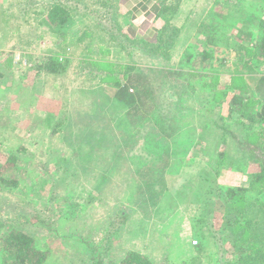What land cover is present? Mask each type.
I'll use <instances>...</instances> for the list:
<instances>
[{"label": "rangeland", "instance_id": "1", "mask_svg": "<svg viewBox=\"0 0 264 264\" xmlns=\"http://www.w3.org/2000/svg\"><path fill=\"white\" fill-rule=\"evenodd\" d=\"M64 1L71 17L53 31L41 19ZM140 1L0 0V235L12 228L30 234L34 247L48 252L44 264H121L129 250L152 264L236 259L219 230L220 205L236 201L219 186H246L259 170L248 160L260 140L240 135V110L260 104L250 95L264 72L254 60L264 0H242L235 21L208 45L198 25L213 0H152L165 5L162 15L179 30L154 51L124 31ZM158 18L156 35L166 23ZM51 56L62 64L57 74L37 69ZM167 68L189 72L194 97ZM129 69L150 73L155 91L145 108L112 96ZM236 95H244L243 105L229 111ZM223 150L243 163L225 159L215 174L211 163ZM199 228L206 239L197 253ZM2 262L10 259L0 254Z\"/></svg>", "mask_w": 264, "mask_h": 264}, {"label": "trees", "instance_id": "2", "mask_svg": "<svg viewBox=\"0 0 264 264\" xmlns=\"http://www.w3.org/2000/svg\"><path fill=\"white\" fill-rule=\"evenodd\" d=\"M179 1L180 0H177L176 6ZM105 2L108 3V0H105ZM67 3L70 2L64 1L51 5V7L47 10V18L43 17L41 19L43 24L47 26L50 25L49 27L53 31L55 29L58 31L56 27L58 25L61 26V24L67 22V19L71 17L70 10L67 8V6H65L70 5ZM242 9V0H213L210 8L206 11L205 16L201 19L198 25V31L201 35H203V42H205L207 45L208 43H218V39L221 37L220 35L222 33L224 24L227 22L229 23L230 21H235L234 19L237 18V13ZM164 11H166V7L162 3L159 8V13L162 14ZM165 19L166 23L164 24L163 30L160 32V34H157L152 40H143V42L139 41L140 44L147 42L146 44L152 47L149 51L159 49L162 44L170 45L173 39L169 37L171 35H178L179 30L176 27L171 26L168 23L167 18ZM256 24L258 27L257 32L259 34V39L255 43L256 48L253 46V44H250V46H253L259 55V58H255L254 60H257L259 63H264V21L262 18L258 17ZM210 56V52L208 53V51L203 54V58L205 59L210 58ZM189 58L190 56L186 58L187 62L190 61ZM61 68L62 64L55 56L47 57L39 65H37V69H41L50 74H57ZM182 70V68H167L163 72L166 73V76L179 80L181 82L179 86L183 87V89L185 88L186 92H188L190 96L194 97V94L197 92V87L192 84L193 82L189 81V72ZM151 79L150 73H143L140 70L136 71L129 69L126 73L124 82L121 83L116 81L113 83L111 88L112 96L129 105L131 108H134L135 105L145 108L147 102L152 100L150 97L153 96V92L155 91L153 85H150ZM253 79L255 81L253 89L257 90V92L253 90L255 93H251L250 96L257 93L258 103L260 104L251 111L246 110V112H243L240 110V114L244 115L246 118L244 123H242L243 126L241 127L240 135H242V137L248 136L246 139L249 141L254 142L256 140H260L259 146L254 149V151L257 152V157L253 155L254 152L252 151L253 154L250 156L251 160H248L253 165L257 164L256 167L259 168V170L257 171L255 167L252 169L249 182L246 186L227 185L225 187L221 186L222 188L219 186V189L223 191V196L226 198V200L230 202L232 200L236 201L230 206L227 205V207L226 204L223 205V203L220 205L223 207V211L221 215L222 222L219 230L224 232L225 236L230 237V243L234 248L236 256V259L228 260L227 264H264V72L257 74L256 78ZM222 92L223 94H227L226 91ZM214 96L215 93L213 92V94L208 99H206V102H213ZM243 98L244 95L233 96L230 100V106L228 110L235 111L234 106L237 103L243 105ZM249 98V96H246V99ZM153 109L157 111L159 107L154 106ZM217 117L219 120L224 119L223 117L219 118V115H217ZM159 119L162 120L163 118L161 117ZM213 121H215L214 118ZM213 121L208 120L210 124H218V122L216 123ZM60 126L61 123L56 122L53 126V129L58 130ZM219 126L224 128L226 125L219 123L217 127ZM223 131L226 137L234 136V134L226 132L227 130H225V128ZM243 141L245 142L244 139ZM227 156L228 155L225 153V150H223V152L219 151L216 153L214 161L211 163V167L213 168L215 174L220 173V163H222V161L225 159H227V163L235 161H240L243 163V160L238 159H232V161H230L228 160L229 157ZM8 159L12 162L14 161L13 156H9ZM246 166L247 165L243 164V171L247 170ZM204 180L206 179L204 178ZM1 181L5 184L14 183L11 182L10 179L5 178H2ZM202 229L203 228H199L201 233L199 235L200 240L198 242L194 241V244L196 245H192L194 248L193 251L197 253H200V250L203 249V243H205L206 239V232H204L205 230ZM0 254L4 258V261L6 258L10 259L9 264H44L48 252L46 250H41L34 247L33 236L21 229L12 228L0 235ZM195 260L196 257L192 256L190 259H186L184 261H189L191 264H194ZM1 264L5 263L2 262ZM121 264L152 263L147 256L140 253L139 251L129 250L126 252ZM180 264H183V262H180Z\"/></svg>", "mask_w": 264, "mask_h": 264}, {"label": "crops", "instance_id": "3", "mask_svg": "<svg viewBox=\"0 0 264 264\" xmlns=\"http://www.w3.org/2000/svg\"><path fill=\"white\" fill-rule=\"evenodd\" d=\"M135 11L129 14L124 30L130 38L152 40L159 28L158 16L166 21V17L159 13L160 4L152 0H141ZM136 12V13H135Z\"/></svg>", "mask_w": 264, "mask_h": 264}]
</instances>
